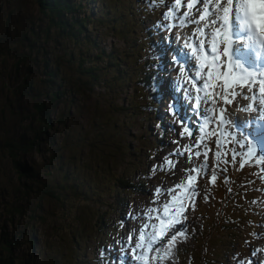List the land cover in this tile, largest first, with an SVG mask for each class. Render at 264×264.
Returning a JSON list of instances; mask_svg holds the SVG:
<instances>
[{
    "label": "rangeland",
    "instance_id": "rangeland-1",
    "mask_svg": "<svg viewBox=\"0 0 264 264\" xmlns=\"http://www.w3.org/2000/svg\"><path fill=\"white\" fill-rule=\"evenodd\" d=\"M103 2L105 6H98L99 14L103 16V19L101 23L96 24V30L91 33L96 37L99 47L105 51L101 59H96L93 51L85 54V51L89 49L88 46L85 50V47L80 46L74 39L58 36L54 27L49 28L51 37L46 42L44 35L48 21L40 14L37 0H0L1 41H4L6 30L12 39L33 26L36 33L40 35L35 47L48 48L54 65L60 68L55 79L57 83H61L64 79V83L68 84L74 74L69 70L70 65L67 63L71 54L74 61L79 63L81 53H84L85 57H91L93 64L100 68L95 72L99 79L94 84L93 92L84 94L76 101L78 108L70 119L62 125L53 124V129L57 131L55 138L62 147L64 161L58 158L61 151L53 148L52 165L41 168L44 174L52 171L53 177L48 180L50 184H53L56 178L61 180L64 175L75 172L78 173V178L87 179L90 184L88 197H85L82 191L70 190L69 192V195L73 196L67 205L68 226L77 230L81 227L84 229V232L80 234L82 235L81 244L77 248L73 249L71 245L65 249L64 243L70 245L68 242L70 238L66 232L58 231V217L61 212L57 208L49 212L46 224L36 223L35 234L40 242L47 243L46 257L51 259L53 256H60L62 263L68 264H72L74 258L81 261V264H98V253L93 251L101 238L108 240L105 249L111 255H118L120 244L117 241H126L129 232L132 229L138 230L142 223L140 219H132L128 216L129 206L135 212H141L153 206L152 194L157 186H162L165 190L171 188L174 182L184 177L185 174L181 169L199 165L204 160L201 155L199 159L194 157L192 164H189L187 153H185L179 158L176 168L172 171H157L154 175H150L151 166L157 162L163 163L164 157L177 147L175 143H172L177 135L171 130H168L161 140L166 146L163 149L159 150L153 141L161 131V128L157 126L158 123H164L167 129L175 128L177 132L180 130V125L175 123L173 117L167 112L169 101L164 99H168L170 95H176L186 107L191 108L188 97L181 91L183 86L178 76V69L169 68L167 76L165 73L161 75L163 84L160 89L165 98L161 104H158L159 115L152 114L151 96L144 94L140 85H137L135 72L148 71L145 56H143L148 38L152 36L163 38L169 35L167 32L158 35L148 31V28H154V25L162 19L166 9L160 6L153 11L146 6L147 0H103ZM190 30L191 28L184 29L185 32ZM176 31L173 29L171 33L174 45ZM26 46L27 43L17 47L12 44L8 52L0 50V91L5 86L15 89L22 82L21 72L16 73L11 66L15 61V53L29 52ZM46 58L48 59L49 56ZM108 62L112 64L111 67L107 66ZM76 74H80L79 71ZM91 81L89 79L85 82L91 83ZM36 85L37 82L33 88ZM89 86L90 84L87 87ZM43 88L44 86L40 85V89L43 90ZM22 94L21 103L25 101L27 91L22 90ZM239 103L248 104L243 100ZM3 104V96L0 94V109ZM110 105L113 106L110 107ZM95 108H101L104 116L111 115L114 121L116 120L117 130L112 132L113 139L118 146L123 147L124 151L110 150L114 159L100 160L99 151L95 149L97 143L93 139L92 127L88 126V119ZM229 113L240 121H245L251 116V113L237 111L234 106ZM0 126H3L1 121ZM49 133L52 134V131ZM193 135L197 136L199 132H194ZM215 139V137L206 139L208 147L212 149L208 153V169L215 151ZM189 143L190 140L187 137L180 140L181 145ZM148 154L151 155L148 156ZM227 159L230 161L231 155ZM49 160L50 158L47 157L43 161L36 152H32L27 155L25 162L34 161V164L43 166ZM111 160H113L112 164H109ZM221 164L225 166L223 162ZM227 166V172H223L215 186L210 187L209 200L205 202L204 199L197 197L195 210L189 209L186 213L188 234L190 229L198 225L194 218H200L202 223L198 225L200 234H196V240L191 241L189 249L178 258L180 264H244L248 260H257V257L258 261H264V251H260L257 256L251 255L254 249H264V203H262L264 202V178H260L259 175L261 166L259 164L245 165L243 169H240L239 157L235 165L229 163ZM139 173L148 176V183L144 184L141 195L134 196L132 191L119 186V178L138 183ZM225 176L228 178L227 183L224 181ZM85 186L86 184L82 185V189ZM229 188L232 189L231 192L228 191ZM166 199H168L167 195L160 197L161 201ZM79 210H85L86 215L77 219ZM101 216L105 223L102 229ZM224 218L228 221H224ZM121 222L124 223V227H121ZM100 231H102L101 236ZM254 232L258 235L253 236ZM58 236H61V239ZM116 243L119 248L116 247ZM38 249L43 251L45 247L41 246ZM25 251L26 244L22 250H18L17 254L23 256Z\"/></svg>",
    "mask_w": 264,
    "mask_h": 264
},
{
    "label": "snow or ice",
    "instance_id": "snow-or-ice-1",
    "mask_svg": "<svg viewBox=\"0 0 264 264\" xmlns=\"http://www.w3.org/2000/svg\"><path fill=\"white\" fill-rule=\"evenodd\" d=\"M146 6L153 11L160 6L166 9L154 25L158 32L169 33L156 50L158 67L165 76L169 68L178 69L179 78L189 85L181 91L192 102L188 108L178 96L168 97L167 112L180 125V130L166 129L162 122L157 126L161 131L176 133L172 143L177 147L164 157L163 163L151 166L150 175L172 171L185 153L189 164L201 155L204 160L181 169L184 177L171 188L157 186L152 194L153 206L141 212L129 206L128 216L140 219L141 226L138 230L132 229L126 241H117L118 255L102 250L98 264H165L174 260L177 245L189 235L186 213L189 209L195 210L196 198L200 195L198 180L208 176L209 185L215 186L221 173L227 172V167L220 168L221 162L235 165L239 157L240 169L259 164L260 178H264V0H147ZM186 28H191L190 32H185ZM173 29L177 30L175 45L171 36ZM160 79L152 77L156 82L154 91L161 87ZM160 96L162 102V92ZM238 98L249 103L241 105ZM234 103L237 111L257 115L238 120L228 112ZM197 131L199 135L194 136ZM185 137L190 143L181 145L180 140ZM212 137L216 139L209 176L208 153L212 149L206 139ZM224 181L228 182L226 176ZM165 195L168 199L161 201L160 197ZM209 198L210 191L206 190L203 199L207 202ZM260 251L264 249H254L251 255L257 256ZM244 264H264V261H258L257 257Z\"/></svg>",
    "mask_w": 264,
    "mask_h": 264
},
{
    "label": "trees",
    "instance_id": "trees-1",
    "mask_svg": "<svg viewBox=\"0 0 264 264\" xmlns=\"http://www.w3.org/2000/svg\"><path fill=\"white\" fill-rule=\"evenodd\" d=\"M37 3L40 14L48 21L44 35L46 42L51 37L49 28L54 27L58 36L74 39L80 46H84L85 50L88 46L89 49L85 51V54L93 51L96 59L102 58L105 51L99 47L96 37L91 33L96 30V24L101 23L103 19L98 11V6H105L103 0H37ZM91 27L93 29H90ZM6 31L4 41L0 39V50L8 52L12 44L17 47L27 43L26 48L29 52L15 53V61L11 66L16 73L21 72L22 82L15 89L5 86L0 91L4 100L0 109V121L3 123V126H0V264H68L62 263L60 256H53L51 259L46 257L47 243L40 242L35 234L36 223L46 224L49 212L57 208L61 212L58 217V231L66 232L70 238L68 240L70 245L64 243L65 249L71 245L73 249L77 248L81 244L82 235L80 234L84 232V229L81 227L77 230L68 226L67 205L73 196L69 195V192L70 190L82 191L85 197H88L90 184L87 179L78 178L77 172L66 174L61 180L56 178L55 182L50 184L48 180L53 177L52 171L44 174L41 168L52 165L53 148L61 151L58 158L64 161L62 147L56 141L57 131L53 129V124L62 125L70 119L78 108L76 101L84 94L93 92L94 84L99 79L95 72L100 68L93 64L91 57H85L84 53H81L79 63L74 61L71 54L67 63L70 65L69 70L74 74L68 84L64 83V79L61 83H57L55 79L60 68L54 65L48 48L35 47L40 35L36 33L34 27L22 31L20 36L12 39ZM148 31L158 35L164 32L162 30L158 32L153 27L148 28ZM161 46V37H149L144 48L146 52L143 53L148 71L135 72L137 85H140L144 94L151 96L153 115H159L158 104L162 103L160 88L154 91L156 82L152 80L153 76L161 78L163 73L158 67L159 54L156 52ZM47 56H49L48 59ZM107 66L111 67L112 64L108 62ZM78 71L80 74H76ZM89 79L92 80L91 83L85 82ZM35 82L37 85L33 88ZM159 83L162 84V79ZM88 84H90L89 87H87ZM40 85L44 86V91L40 89ZM22 90L27 91V97L23 103H21ZM162 125L166 128L163 123ZM88 126L92 127L93 139L97 143L95 149L99 151L100 160L114 159L110 150L124 151L123 147L118 146L113 139L112 132L117 130L116 120L114 121L111 115L104 116L101 108L94 109L92 116L88 119ZM49 131H52V134ZM166 134L167 131H160V134L154 137L153 141L159 150L166 147L161 141ZM32 152H36L43 161L49 157V162L43 166L34 164V161L26 163L27 155ZM112 161H109V164H112ZM147 178L146 174L139 173L138 183L119 178L118 184L121 188L132 191L134 196L141 195L144 184L148 183ZM85 184L86 186L82 189V185ZM198 189L200 192L198 198L202 200L205 191H209L204 179L198 180ZM84 215L86 211L79 210L77 219L83 218ZM199 219L194 218V221L200 226L202 220ZM223 220L228 221L226 218ZM100 223L102 229L105 224L102 216ZM198 225L190 229L188 238L177 245L174 260L166 261L165 264H180L178 258L189 249L190 242L196 240V234H200ZM101 232H99L100 236ZM58 237L61 239V236ZM104 240L105 238L99 239L93 251L98 253L99 259L108 241ZM25 244V254L18 255V250H22ZM41 246L45 247L43 251L38 249ZM72 264H81V261L74 258Z\"/></svg>",
    "mask_w": 264,
    "mask_h": 264
},
{
    "label": "bare ground",
    "instance_id": "bare-ground-1",
    "mask_svg": "<svg viewBox=\"0 0 264 264\" xmlns=\"http://www.w3.org/2000/svg\"><path fill=\"white\" fill-rule=\"evenodd\" d=\"M182 86V85H181ZM167 100V99H166ZM165 102V101H164Z\"/></svg>",
    "mask_w": 264,
    "mask_h": 264
}]
</instances>
